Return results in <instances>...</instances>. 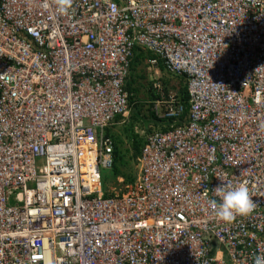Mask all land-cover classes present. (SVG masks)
Returning a JSON list of instances; mask_svg holds the SVG:
<instances>
[{
	"label": "built area",
	"instance_id": "built-area-1",
	"mask_svg": "<svg viewBox=\"0 0 264 264\" xmlns=\"http://www.w3.org/2000/svg\"><path fill=\"white\" fill-rule=\"evenodd\" d=\"M54 5L0 0V264H254L264 0H72L68 15ZM136 48L184 79L188 109L153 85L159 118L172 121L146 137L135 180L105 194L106 132L129 113ZM221 183L246 184L255 211L219 221Z\"/></svg>",
	"mask_w": 264,
	"mask_h": 264
},
{
	"label": "trees",
	"instance_id": "trees-1",
	"mask_svg": "<svg viewBox=\"0 0 264 264\" xmlns=\"http://www.w3.org/2000/svg\"><path fill=\"white\" fill-rule=\"evenodd\" d=\"M145 59H155L157 60V68L160 72H165L166 69L164 67L163 62L156 58L152 53L148 51L141 50L140 48H136L133 52L132 59L130 60V69H129V75L125 83V89L128 92V99H129V109L130 111V117L128 121V126L126 129V141L130 144V147L133 151L132 158L133 160L136 159V157L140 154V151L144 145L145 142L142 141L141 138L135 133V128L139 127L143 130L147 131V133L151 134V130L147 129V126L149 123L153 124L156 127V131L158 132H166L167 127L170 124L172 120H163L157 117L155 112L152 111V108L154 107L155 101L157 99L161 98V95L156 92V90L153 88L152 84L149 88L150 90V106L147 110L148 116H143L142 108L138 104L134 103V91L132 90V83L134 82V75L135 69L137 66L144 61ZM167 72V71H166ZM168 73V72H167ZM170 74V73H169ZM172 75V74H170ZM173 77L177 78L178 80H184L180 77H177L175 75H172ZM161 91L162 95L167 98L168 96V83L164 81L161 85ZM174 92H176L177 99L180 102V104L183 106V116L186 115L187 109H188V95L186 90L185 84H178V86L174 89ZM121 117H117L115 119V123H118ZM107 135L110 136V138L113 140L114 144V152H113V163L110 170H107L108 173H110V180L104 181L102 180V187L105 194L108 192L109 186L114 183L118 178H121L123 180L124 184H130L135 180L136 173L134 172V169L131 165H129V160L127 158L128 151L124 149V141L121 139V137L117 135H112L109 130H107ZM107 173V174H108Z\"/></svg>",
	"mask_w": 264,
	"mask_h": 264
},
{
	"label": "rangeland",
	"instance_id": "rangeland-1",
	"mask_svg": "<svg viewBox=\"0 0 264 264\" xmlns=\"http://www.w3.org/2000/svg\"><path fill=\"white\" fill-rule=\"evenodd\" d=\"M147 60V59H145ZM134 77V82L132 83L131 87L132 90L134 91V103L138 104L142 108V115L148 116L147 110L149 109L150 106V86H152L156 83H159L162 85L164 81L168 83V95L169 93L176 94L174 92V89L178 86V84H184V80H178L177 78L173 77L169 73L165 72H160L158 68H149L148 65L146 64L145 61H142L137 68L135 69V72L133 73ZM182 79V78H181ZM150 110V109H149ZM130 111L128 115L125 118H121L118 123H113V125L109 128V131L112 135H117L121 137V139L124 141V149L128 151L127 158L129 160V165L132 166L134 169V172L136 173V168H135V159L133 160L132 155L133 151L130 147V144L125 142L126 139V129L128 126V121L130 117ZM152 111L155 112L157 117L159 118L160 116L163 115V108L160 105L154 104V107L152 108ZM147 129L151 130V133L156 131V127L149 123L147 126ZM135 133L139 136V138L142 139L143 142H145L146 137L149 135L147 131L143 130L142 128L136 127L135 128ZM42 163L37 162L36 165V171L41 167ZM102 173V180L108 181L110 180V173L107 172V170L101 171ZM108 173V174H107ZM126 184L117 182V180L112 183L109 188L114 189L116 192L117 191H122L124 189ZM11 205L14 203L11 201Z\"/></svg>",
	"mask_w": 264,
	"mask_h": 264
},
{
	"label": "clouds",
	"instance_id": "clouds-1",
	"mask_svg": "<svg viewBox=\"0 0 264 264\" xmlns=\"http://www.w3.org/2000/svg\"><path fill=\"white\" fill-rule=\"evenodd\" d=\"M54 9L58 15H68L72 9V0H55ZM213 192L220 202L212 200L210 206L219 221L232 223L237 217L246 218L255 211L256 203L244 183L237 187L221 183ZM254 264H264V255L256 256Z\"/></svg>",
	"mask_w": 264,
	"mask_h": 264
},
{
	"label": "crops",
	"instance_id": "crops-1",
	"mask_svg": "<svg viewBox=\"0 0 264 264\" xmlns=\"http://www.w3.org/2000/svg\"><path fill=\"white\" fill-rule=\"evenodd\" d=\"M144 61L146 62V60H144ZM219 249H220V253H219L218 257L222 258L223 260H226L227 259V254H226L225 249L223 247H219Z\"/></svg>",
	"mask_w": 264,
	"mask_h": 264
}]
</instances>
